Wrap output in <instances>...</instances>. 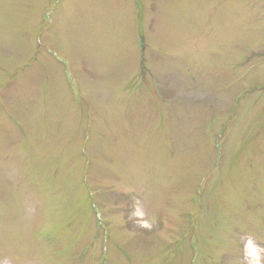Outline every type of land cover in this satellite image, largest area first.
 I'll return each mask as SVG.
<instances>
[{
    "label": "rangeland",
    "instance_id": "374dc122",
    "mask_svg": "<svg viewBox=\"0 0 264 264\" xmlns=\"http://www.w3.org/2000/svg\"><path fill=\"white\" fill-rule=\"evenodd\" d=\"M249 239L264 0H0V264H248Z\"/></svg>",
    "mask_w": 264,
    "mask_h": 264
},
{
    "label": "clouds",
    "instance_id": "9594fccd",
    "mask_svg": "<svg viewBox=\"0 0 264 264\" xmlns=\"http://www.w3.org/2000/svg\"><path fill=\"white\" fill-rule=\"evenodd\" d=\"M143 226L148 227L147 224H144ZM245 250L248 264H261V252H264V249L249 239L245 244Z\"/></svg>",
    "mask_w": 264,
    "mask_h": 264
}]
</instances>
